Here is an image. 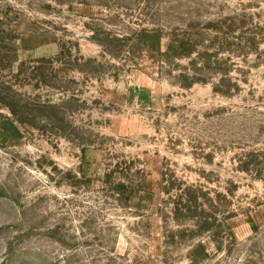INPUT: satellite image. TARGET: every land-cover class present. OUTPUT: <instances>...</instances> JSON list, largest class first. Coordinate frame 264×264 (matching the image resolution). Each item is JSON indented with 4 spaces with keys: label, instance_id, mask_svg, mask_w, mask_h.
Masks as SVG:
<instances>
[{
    "label": "rangeland",
    "instance_id": "1",
    "mask_svg": "<svg viewBox=\"0 0 264 264\" xmlns=\"http://www.w3.org/2000/svg\"><path fill=\"white\" fill-rule=\"evenodd\" d=\"M0 264H264V0H0Z\"/></svg>",
    "mask_w": 264,
    "mask_h": 264
},
{
    "label": "trees",
    "instance_id": "2",
    "mask_svg": "<svg viewBox=\"0 0 264 264\" xmlns=\"http://www.w3.org/2000/svg\"><path fill=\"white\" fill-rule=\"evenodd\" d=\"M103 45H104V47H106L105 44H103Z\"/></svg>",
    "mask_w": 264,
    "mask_h": 264
}]
</instances>
